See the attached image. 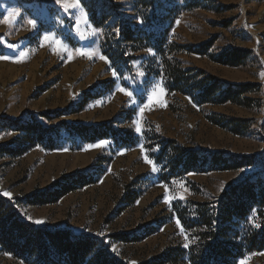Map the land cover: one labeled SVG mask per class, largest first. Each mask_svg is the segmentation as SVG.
<instances>
[{
    "label": "rangeland",
    "instance_id": "374dc122",
    "mask_svg": "<svg viewBox=\"0 0 264 264\" xmlns=\"http://www.w3.org/2000/svg\"><path fill=\"white\" fill-rule=\"evenodd\" d=\"M72 2L0 0V197L32 228L87 237L123 264L195 246L192 204L236 188L253 198L232 227L259 231L264 0ZM164 59L198 76L172 90ZM213 83L208 102L192 100ZM228 89L236 102L220 103ZM168 141L178 150L161 155ZM186 161L196 170L183 174ZM34 260L0 244V264ZM237 264H264V250Z\"/></svg>",
    "mask_w": 264,
    "mask_h": 264
},
{
    "label": "trees",
    "instance_id": "16d2710c",
    "mask_svg": "<svg viewBox=\"0 0 264 264\" xmlns=\"http://www.w3.org/2000/svg\"><path fill=\"white\" fill-rule=\"evenodd\" d=\"M124 40L137 41L131 35H126ZM161 45H163L162 41L157 49L163 54ZM162 64L171 77L172 90L181 91L182 84H189L198 76L197 73L190 75L191 71H183L172 59H164ZM229 64L235 66L239 63L233 61ZM212 78L208 76L195 83L197 86H203L207 79ZM219 88L216 83L204 86L202 94L197 97L192 96V100H201L200 103L208 102L210 96H215ZM240 92L241 90H223L222 95L220 97L218 95L216 99L220 103L236 102L234 96L239 95ZM75 128L81 132L83 127ZM174 144L173 141H168L161 155L164 154L166 147H172L174 151H177L178 148H175ZM180 164L182 161L178 160L177 165ZM182 167L183 174L196 170V167L191 166L188 161ZM250 191L249 187L246 190L243 187L236 188L234 193L227 194L220 203H217V206L208 203L192 204L191 213L194 217L185 225L188 230L192 229L196 234L197 244L189 250L180 247L170 249L157 262L147 261L140 264H182L184 255L191 264H237V259L244 252L264 250V221L261 222L259 231L252 235H241L232 227L236 226L248 213L247 201L253 198ZM261 195L264 200V192ZM136 197L137 195L132 199ZM0 244L6 252L15 257H35L34 262L40 264H123L104 248H94L95 243L87 237H70L60 231L51 234L45 228H32L28 223L19 220L14 205L3 197H0Z\"/></svg>",
    "mask_w": 264,
    "mask_h": 264
},
{
    "label": "snow or ice",
    "instance_id": "6c2138e0",
    "mask_svg": "<svg viewBox=\"0 0 264 264\" xmlns=\"http://www.w3.org/2000/svg\"><path fill=\"white\" fill-rule=\"evenodd\" d=\"M57 2H58V3H62V4H64V6H65V11H67L69 7H73V8L78 7V4L75 3V2H72V3H66V0H57ZM5 19L7 20V18H5ZM30 23H31V22H30ZM44 39H45V40H48L49 37H48V36H45ZM101 58L103 59V57H101ZM137 131H140V129L138 128ZM103 143H104V142H101V145H102ZM101 145H97V146H101ZM5 195H8V193H5ZM37 222L39 223V221H37Z\"/></svg>",
    "mask_w": 264,
    "mask_h": 264
}]
</instances>
